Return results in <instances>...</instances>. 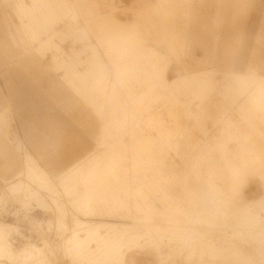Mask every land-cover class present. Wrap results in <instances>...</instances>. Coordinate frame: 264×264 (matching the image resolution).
Here are the masks:
<instances>
[{
    "label": "rangeland",
    "instance_id": "rangeland-1",
    "mask_svg": "<svg viewBox=\"0 0 264 264\" xmlns=\"http://www.w3.org/2000/svg\"><path fill=\"white\" fill-rule=\"evenodd\" d=\"M139 1L107 3L132 21L147 8ZM2 4L12 10L0 7V17L13 22L11 39L0 37V264H264V203H242L227 155L238 137L215 102L234 85L248 95L244 76L169 84V62L141 47L138 30L110 40L106 59L98 50L75 62L71 40L54 29L68 15L44 0ZM19 75L38 104L12 115L5 98ZM195 109L217 113L211 128L183 125ZM21 110L31 113L23 123Z\"/></svg>",
    "mask_w": 264,
    "mask_h": 264
},
{
    "label": "crops",
    "instance_id": "crops-1",
    "mask_svg": "<svg viewBox=\"0 0 264 264\" xmlns=\"http://www.w3.org/2000/svg\"><path fill=\"white\" fill-rule=\"evenodd\" d=\"M108 1L44 0V5L52 6V13L68 15L54 29L63 34L61 40H71L70 59L75 62L93 61L98 50L106 59L103 49L107 50L110 40L123 38L130 30H138L141 47L155 52L164 64L169 62L164 74L169 84L206 73L220 74V82H224L226 74L244 76L245 85L249 87L248 95L241 96L234 85L232 93L219 97L215 102L223 110H218L219 117L235 128L238 137L237 142L228 144L227 155L234 159L231 163L240 171L238 188L242 190V203H264V96L261 95L264 92V0H154L153 3L140 0V4L147 8L135 10V20L132 21L120 19L117 9L112 4L108 5ZM2 5L0 0V7L11 9ZM212 9L214 14H208ZM12 22V17L4 10L0 17L2 39H11L9 28H12ZM77 44L82 45L81 50L76 48ZM196 47L203 51L201 59L195 56ZM87 51L90 55L84 60L82 54ZM241 67L242 72L238 71ZM170 71L172 80H169ZM18 81L17 90L8 84L9 97L5 98L12 115L14 107L38 104L21 75ZM256 92L260 96H253ZM250 97L255 105L249 101ZM238 102L241 104L236 105ZM234 112H237L239 120L233 118ZM217 113L195 109L193 120L189 123L184 121L183 125L205 131L211 128ZM16 116L22 123L24 118L29 117L24 116V110ZM191 139L193 142H205V138L198 133ZM32 148L38 156L37 149ZM211 155L218 157L219 153ZM256 178L260 180L257 190H247L248 183ZM249 191L258 193V197L250 198ZM145 261L143 257L135 258L129 264L149 263Z\"/></svg>",
    "mask_w": 264,
    "mask_h": 264
}]
</instances>
